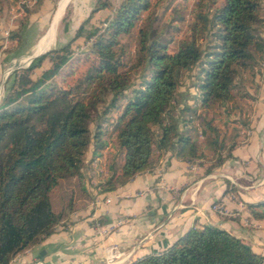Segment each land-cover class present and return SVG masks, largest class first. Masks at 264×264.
<instances>
[{
	"label": "trees",
	"instance_id": "16d2710c",
	"mask_svg": "<svg viewBox=\"0 0 264 264\" xmlns=\"http://www.w3.org/2000/svg\"><path fill=\"white\" fill-rule=\"evenodd\" d=\"M4 1L0 0V11ZM217 1L193 0L186 36L172 51L168 44L180 27L164 23L159 30L160 15L151 11L157 0H118L102 27L86 28L85 19L75 28L73 38H90V43L78 57L86 67L74 83L51 81L69 63L70 41L9 71L0 95V264L39 243L72 210L71 192L58 209L53 208L50 193L62 181L73 179L83 191L84 152L89 143L92 153L106 145L105 122L112 124L119 160L116 166L111 159L97 184L100 191L149 168L154 150L159 153L174 145L176 156L191 161L203 157L205 147L211 154L205 172L231 156L236 127L226 139L212 117L200 116L193 123V114L212 106L229 114L239 92L236 80L259 71L264 61V0ZM107 5L97 0L92 11ZM23 24L20 21L9 31L13 53L23 46ZM133 32L131 53L121 38ZM43 61L48 65L35 73ZM193 67L194 107L182 115V128L177 129L173 101L178 77ZM134 72L137 83L132 82ZM113 109L115 116L109 120L107 112ZM238 121L248 123L240 117ZM229 189L236 187L228 183L225 191ZM245 204L249 216L264 218V197ZM115 264H264V254L231 232L204 224L190 227L162 252Z\"/></svg>",
	"mask_w": 264,
	"mask_h": 264
},
{
	"label": "crops",
	"instance_id": "0c3cea01",
	"mask_svg": "<svg viewBox=\"0 0 264 264\" xmlns=\"http://www.w3.org/2000/svg\"><path fill=\"white\" fill-rule=\"evenodd\" d=\"M89 1L86 8L97 0ZM106 1L109 5L96 9L90 24L95 25L97 20L105 23L111 15L118 1ZM261 73L259 88L264 86V68ZM4 75L0 70V85ZM195 95V87L192 91L176 89L173 115L177 129L182 128V115L186 116L189 107H194ZM250 125V134L244 141L237 139L231 156L208 172L204 168L211 154L205 147L203 157L186 161L175 155L173 145L159 153L154 150L149 168L105 191H100L97 184L108 172L101 165L106 145L92 153L89 143L84 152L88 154L86 174L81 168L87 199L57 222L50 234L16 253L8 264H109L106 256L111 252L123 257L115 263H127L148 253L162 252L187 229L204 224L221 227L264 254V218L249 216L245 204L264 197V156L259 150L264 143V121ZM257 170L263 179L252 190L237 182L238 178L250 176L247 172L256 175ZM228 183L238 185L234 198L225 191ZM213 203L233 211L234 216L220 215L211 208ZM120 218L123 221L118 222ZM241 219L252 227L240 225Z\"/></svg>",
	"mask_w": 264,
	"mask_h": 264
},
{
	"label": "rangeland",
	"instance_id": "374dc122",
	"mask_svg": "<svg viewBox=\"0 0 264 264\" xmlns=\"http://www.w3.org/2000/svg\"><path fill=\"white\" fill-rule=\"evenodd\" d=\"M59 1L61 0H6L3 2V7L0 11V70L2 71L3 75L6 74L4 75V80L12 68L18 66H25L28 63L25 61L27 60V57L37 52V49H40L39 39L41 40V38L48 31L51 25L50 20L52 13H55ZM87 1H67L63 13L55 26L53 34L54 41L52 40V43H50L51 46L49 45V47H47L48 49L54 48L70 41L71 53L69 57V63L71 61L72 66H70V64L67 62L62 66L60 72L51 78V81L57 82L63 86L72 84L77 81L86 67V64L78 57H80V55L87 49L90 43V38L85 41L82 40L80 37L73 38L75 28H77L78 25L85 19H87L86 24H84L86 28H93L97 26L102 27L105 24L100 20H97L95 25L89 23L93 12H95V10L92 11L95 3L90 4L89 8H86L85 5H87ZM219 1L220 0H218L217 2ZM192 2L193 0H157V3L151 7V11L153 13L160 15L159 30L164 28V23L165 26L167 23V25L178 24L180 27L176 32H173V39L168 44V49L171 51L177 47L178 41L186 36V29L191 19L189 11L193 6ZM177 15H181L183 19L181 21L177 19H170V17H175ZM262 16L264 20V6L262 9ZM20 21H24L21 30L23 37V46L20 48V50H18L17 53H13L11 52V47L13 46L14 42L13 39L9 36V31L11 29H15ZM166 28L167 31H172L171 26H167ZM261 35L264 38V24L261 28ZM133 38L134 32L129 35H124L121 38V41L127 43L131 53L133 52ZM47 65L48 62L43 61L40 67L35 68V73H37L40 68H43ZM263 68L264 67L262 63L259 67V71L255 72L252 77L248 73H244V77L241 80H236L239 92H236L235 94V104L229 114H224L222 111L223 108L218 106H212L211 108H208L203 111L201 109H196L193 114V123L200 121V116L203 119H209L212 117V119L217 123L221 132L226 134V139H228V136L232 133V127L235 126L237 129L236 140L240 139L244 141L247 138L248 134H250V130L253 128L250 124L253 122L259 123L264 121V86L262 88H259L260 83L263 79L261 73L263 71ZM195 69L196 67H193L188 70H183L180 73L178 77L179 83L177 86L179 91H181L182 89L192 91V89L194 88L192 82ZM137 81L138 73L134 72L132 73V82L137 83ZM90 89L92 88L90 87ZM127 90L128 89H126V91ZM2 91L3 84L0 85V95L2 94ZM115 113L116 111L114 109L109 110L107 112L109 120L113 119ZM197 113L198 115H196ZM239 117L240 119L242 118L248 120L246 126L242 125L238 121ZM104 126H106L107 128V132L104 134V137L106 138L107 148L104 147L106 150H103V164L101 165L104 167L105 170L108 171V165L111 159L114 161V165L117 166V161L119 160V153L113 144V129L111 122H105ZM88 127L91 133L94 128L93 120L89 122ZM259 150L263 152L262 154L264 156V143L261 144ZM86 155L88 156V154H84L83 162L81 165L83 173L85 174L87 167V161L85 160ZM258 173H260L259 170L256 171V175H252L247 172V174L250 176H244L236 180L241 186L247 187V189L252 190L256 185H260L262 183L263 176L261 175L264 174V171L263 174H260V176H258ZM229 184H232L236 187V189L234 190H227L229 192V196L231 198H234L235 194L238 195V193L236 192L238 185L234 183ZM69 192H71L72 207H77L79 203L83 202V199L86 198L85 193H83V191H81V189L78 187L76 179H73L71 181H62L60 186L50 193V199L53 208L58 209L60 205L63 204ZM227 211V214H219L222 216H234V214L232 213L233 211L228 209ZM68 213L65 214L62 220L65 219ZM117 221L121 222L123 221V219L120 218ZM238 222L240 225L242 224L247 229L252 227L247 220L245 221V219H241V221Z\"/></svg>",
	"mask_w": 264,
	"mask_h": 264
},
{
	"label": "bare ground",
	"instance_id": "6f19581e",
	"mask_svg": "<svg viewBox=\"0 0 264 264\" xmlns=\"http://www.w3.org/2000/svg\"><path fill=\"white\" fill-rule=\"evenodd\" d=\"M67 1L68 0H61L58 2L57 9L54 13L53 19L51 20V25H50L48 31L41 38V40L39 39L40 42L38 41L39 42V48H40L39 50H43V49L49 47L50 43H52L55 26H56L60 16L63 13L64 7H65ZM39 50L37 49L36 51H39ZM25 61H23V62H25Z\"/></svg>",
	"mask_w": 264,
	"mask_h": 264
},
{
	"label": "built area",
	"instance_id": "2783aa9c",
	"mask_svg": "<svg viewBox=\"0 0 264 264\" xmlns=\"http://www.w3.org/2000/svg\"><path fill=\"white\" fill-rule=\"evenodd\" d=\"M5 32H7V31H5ZM13 42H14V40H13ZM197 132H198V137H201V133H200L199 128L197 129ZM108 200L109 199L106 198V201H108ZM211 208L214 209L215 211H217L218 213H221V214H227L228 213L227 209L219 203H213L211 205ZM245 221H246V219H245ZM96 225H97V223H96ZM116 259L117 260H123V257H119V255L117 253H113V252L109 253L106 256V261L110 262L109 264H115Z\"/></svg>",
	"mask_w": 264,
	"mask_h": 264
},
{
	"label": "water",
	"instance_id": "95a60500",
	"mask_svg": "<svg viewBox=\"0 0 264 264\" xmlns=\"http://www.w3.org/2000/svg\"><path fill=\"white\" fill-rule=\"evenodd\" d=\"M53 15H54V12L52 13L51 20H52ZM51 20H50V21H51ZM47 28H48V27H47ZM46 30H47V29H46ZM46 30H45V31H46ZM47 50H48V48H47V49H43V50H39V51L35 52V53L32 54L31 56L27 57L26 62H29V60H30L33 56L38 55V54H40V53H42V52H45V51H47Z\"/></svg>",
	"mask_w": 264,
	"mask_h": 264
}]
</instances>
